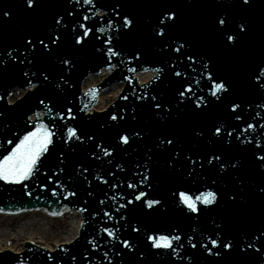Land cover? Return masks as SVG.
Wrapping results in <instances>:
<instances>
[{"label": "snow or ice", "instance_id": "1", "mask_svg": "<svg viewBox=\"0 0 264 264\" xmlns=\"http://www.w3.org/2000/svg\"><path fill=\"white\" fill-rule=\"evenodd\" d=\"M91 0H84V3H90ZM250 0H242L243 5H249ZM28 6L32 7L33 6V0H28ZM71 15V13H69ZM3 15H7V13H3ZM161 19L158 21L157 27L154 29V33L156 36L163 38L165 36V25L166 21H175L177 19V14L174 10H169L166 13H161ZM63 17L60 19H57L55 22L57 24L61 23V20ZM85 20L88 19L87 16L84 17ZM219 26L223 28L226 26V20L223 17H220L218 19ZM133 26V21L129 19L127 16L123 18V27L130 29ZM80 28L83 29V33L80 36H77L75 39V44L77 45H82L84 43V40L86 37L89 36L91 33L92 29L86 27L84 24L80 25ZM247 31L246 26L244 24H241L239 26V33H245ZM61 39L60 36H56L55 39H50L49 43L55 44L57 41ZM238 36L237 35H232L229 34L226 38V43L228 45H235L237 42ZM28 44L33 45V48H35V45L33 44V41L28 40ZM39 43L43 46V49L49 50V43H45L43 39L39 41ZM108 44L112 43V39L109 38L107 40ZM184 48V44H180L179 47L175 48L174 50L176 52H180L181 49ZM107 52L111 56H117L118 53L115 51L112 47H109L107 49ZM189 59H191V56H189ZM20 63H24L23 60L20 61ZM31 63V61H29ZM64 64H67L68 61L64 60ZM205 68L208 67L207 64L204 65ZM130 71H133L130 69ZM26 76L28 75L27 72L24 73ZM261 75H264V72L260 73ZM35 75V73H33ZM175 75L180 76L181 73L176 72ZM44 79L47 80L48 77L44 76ZM209 80H212L213 77L211 75L208 76ZM31 83V82H29ZM35 87V85H32ZM212 91L210 95L212 97H216L217 99H220V97L217 95L220 92L227 93L229 91L228 87L226 86V83L221 80L220 82H213L212 83ZM191 92V88H187L184 90H181L179 92L180 97L185 96V92ZM189 100H191V97H188ZM153 100H155V97H153ZM197 101L195 103V107L197 109H200L202 107H206L207 103L205 101V98L203 97H197ZM41 104L44 103L43 100L40 101ZM179 103H183V100L179 101ZM155 107L159 109L161 107L160 104H156ZM239 107L238 104H234L231 108L232 112H235L236 109ZM68 114L71 115V109L69 108ZM2 115V113H0ZM39 114H37L38 116ZM73 119L75 117H72ZM112 120H116V116L111 117ZM239 119V117H237ZM249 128H252V125L248 126ZM222 130L221 127H216L215 128V135L216 136H221ZM67 139L64 140V143H68L69 141H72L73 139L75 140H80V137L77 134V130L73 127H68L67 128ZM139 136V133H137ZM199 135V133H197ZM227 135L231 136L232 133L228 132ZM54 136L55 133L50 129L47 125L41 123L35 126L33 130L27 131L25 135H23L21 138H19V142L15 144L14 147H12L11 151L8 152L7 155L3 156L2 159H0V181H4L5 183H10V184H21L22 182L28 180L34 173V171L38 167V163L41 160V157L44 156L45 153H48L50 150V146L53 145L54 142ZM61 139H64L63 136H61ZM88 139H93L91 136L88 137ZM239 139V137H237ZM11 144L12 141H9ZM82 143V141H81ZM119 143L123 145H128L130 143L129 137L127 135L121 136L119 138ZM161 144L166 143L167 145L171 146L173 145L174 141L172 138H165L160 141ZM112 153H110L107 149H104V155L105 156H111ZM176 156L179 157V153H176ZM258 160L264 161V156H259L257 157ZM213 160L220 161L221 156L220 155H213L212 159L208 160V163L211 164ZM63 163V160L60 161ZM192 163L195 164L196 161L192 160ZM231 167L235 168L237 167V164L233 163L230 165ZM220 167L223 169L225 165L221 164ZM262 168H264V164L261 165ZM143 179L147 180L149 177L144 176ZM129 188H134L135 186L133 184L128 185ZM262 192H264V188L261 189ZM74 194V193H73ZM55 195V193H53ZM146 194L144 192H140L138 195L135 196V201H140L144 205H146L147 209L149 211L154 210L157 205H160L162 202L159 199H151V200H143V197ZM178 198H179V204L183 205L184 207L187 208L189 213L193 214H198L200 209L197 207L198 203L203 204L205 206L213 205L215 203H218V198L217 194L213 191H207V192H201L199 195L195 196L194 198L189 195L186 192H179L178 193ZM230 199H235V197H230ZM127 203L129 205L133 204V200H128ZM121 207H124L122 205ZM107 215V213H106ZM219 228L220 225H217ZM133 231L139 232V228H133ZM109 235H112L111 232H109ZM264 235V233H262ZM148 242L150 243L151 247L157 250L160 249H172V241L173 240H180V236H172L169 237L167 235H158V236H148ZM259 239V236L257 237V240ZM210 244V247H209ZM123 247L125 249H128L130 252L133 251L132 245L129 241H124L123 242ZM193 248H196L197 245L193 244ZM201 247L206 251V253L209 256H216L219 257L221 255V251L223 250L224 252H230L233 248V242L231 240H224L222 238H209V243L208 244H202ZM248 248H253L254 247V242H250L247 244ZM175 251V249H172ZM257 252L260 251L259 248L256 249ZM140 259H143L141 256Z\"/></svg>", "mask_w": 264, "mask_h": 264}, {"label": "water", "instance_id": "2", "mask_svg": "<svg viewBox=\"0 0 264 264\" xmlns=\"http://www.w3.org/2000/svg\"><path fill=\"white\" fill-rule=\"evenodd\" d=\"M106 76L89 75L81 83V90L84 92L92 88L102 78ZM150 78L146 75L143 81ZM121 86L114 83L108 85L97 98L95 103L96 110L106 108L113 102L121 90ZM16 97L22 96L24 91H16ZM45 216V215H44ZM42 216L41 213H30L21 215L18 218L0 217V252L11 251L18 254L22 252L23 244L34 243L40 245L48 251H53L57 246L67 245L76 237L80 219L77 214L70 213L68 217L51 220Z\"/></svg>", "mask_w": 264, "mask_h": 264}]
</instances>
